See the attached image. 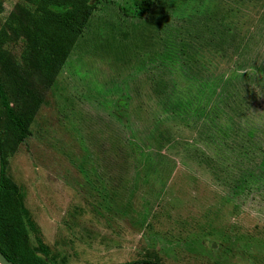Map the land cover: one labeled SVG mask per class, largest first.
Wrapping results in <instances>:
<instances>
[{
	"label": "rangeland",
	"instance_id": "1",
	"mask_svg": "<svg viewBox=\"0 0 264 264\" xmlns=\"http://www.w3.org/2000/svg\"><path fill=\"white\" fill-rule=\"evenodd\" d=\"M135 2L101 1L8 159L34 243L63 264H264V188L227 201L206 134L231 121L205 116L221 86H264V0Z\"/></svg>",
	"mask_w": 264,
	"mask_h": 264
},
{
	"label": "trees",
	"instance_id": "2",
	"mask_svg": "<svg viewBox=\"0 0 264 264\" xmlns=\"http://www.w3.org/2000/svg\"><path fill=\"white\" fill-rule=\"evenodd\" d=\"M101 1L18 0L0 26V250L14 264H63L46 246L42 248L38 238V244L34 243L19 186L7 175L6 168L8 159L31 136V125L46 91L53 87ZM153 3L154 0L135 2L142 14L149 12ZM4 12V0H0V15ZM19 42L22 51L17 56L8 48ZM239 79L252 81L253 76L245 72ZM220 92L224 93L222 105L210 106L205 116L210 119L224 114L231 125L217 126L214 137L201 133L219 147L220 164L212 165L213 171L226 187L230 201L251 190L253 183L264 188V122L250 123L244 115L249 96L255 100L263 97L264 86H221ZM205 104L208 107L209 103ZM147 166L158 173L157 164ZM127 264L167 263L147 258Z\"/></svg>",
	"mask_w": 264,
	"mask_h": 264
},
{
	"label": "water",
	"instance_id": "3",
	"mask_svg": "<svg viewBox=\"0 0 264 264\" xmlns=\"http://www.w3.org/2000/svg\"><path fill=\"white\" fill-rule=\"evenodd\" d=\"M1 177H2V153L0 148V184H1ZM0 264H14V263L10 262L0 250Z\"/></svg>",
	"mask_w": 264,
	"mask_h": 264
}]
</instances>
